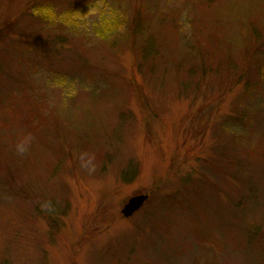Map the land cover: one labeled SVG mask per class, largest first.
Masks as SVG:
<instances>
[{
    "label": "rangeland",
    "instance_id": "374dc122",
    "mask_svg": "<svg viewBox=\"0 0 264 264\" xmlns=\"http://www.w3.org/2000/svg\"><path fill=\"white\" fill-rule=\"evenodd\" d=\"M43 1L0 0V264H264V0H102L141 24L107 41Z\"/></svg>",
    "mask_w": 264,
    "mask_h": 264
},
{
    "label": "trees",
    "instance_id": "16d2710c",
    "mask_svg": "<svg viewBox=\"0 0 264 264\" xmlns=\"http://www.w3.org/2000/svg\"><path fill=\"white\" fill-rule=\"evenodd\" d=\"M144 3H146L143 7V4L141 5L140 10L136 13L138 15H142V13L145 15L144 17L152 18L153 14L155 12V5L158 3V0H143ZM217 1L214 0H208V6L215 7L217 5ZM29 4V3H28ZM75 5H68L66 8L61 9L60 11H57L54 7H52V4L49 2V0L43 1V3H30L27 8L25 9V12H27V15L35 18L36 20H39L42 24H46L47 26H57L59 30L64 31L65 29H69L72 27H79L82 22L87 20L89 17V14L94 12V15H98V19H96L91 27V31L97 36L98 39L101 41H107L112 38L116 39L117 35L121 32V30L126 27V32H129L134 35L136 31H140L141 24L138 22L134 28L130 27V24L137 23V20H135V17H128V14L121 9V8H114L110 7L107 3L103 2L102 0H79L78 3H74ZM102 7H108L109 11L103 12ZM143 8L145 10H143ZM30 11V12H29ZM29 12V13H28ZM95 12L97 14H95ZM221 12H217L219 15L217 16L214 23V29L216 32L219 30L218 19H221ZM101 13V14H100ZM95 16V17H96ZM142 18V17H141ZM130 19V20H129ZM250 22L248 25V29L246 32L250 34V36L253 33H258L260 31V26L263 22H261L259 19H252L246 22V24ZM259 25V26H258ZM151 30V29H148ZM262 33L264 34V29H262ZM157 37V36H156ZM193 43H188L190 47L194 46V49H192L191 53L193 54L192 57H194V53H198L199 56H204L205 59H212V56L216 55V53H211L210 49L213 44L215 45H223L222 41H215L211 40L209 41L207 38V34H197V40L191 38ZM198 40H200L202 44V48L198 46ZM196 41V42H195ZM220 43V44H219ZM196 46V47H195ZM157 48L156 39L154 36H149L145 40V44L143 47H141V53L140 57L142 60L149 61L151 57L156 54L155 50ZM248 48L247 45H245V51L248 52L246 57L244 55V58L242 59V68L238 72L236 70L232 71L229 69H225V72L231 73L229 75L232 79H237L238 81H241L242 78L246 77V74L249 72V64L251 60L253 59L255 49H259V45H254V49L249 51L246 50ZM198 49V50H195ZM240 47L238 48V50ZM243 50V51H244ZM217 51H221V48L217 47ZM231 54H227L226 58L229 59ZM147 67H150L147 65ZM191 73V72H190ZM240 73V74H239ZM192 74V73H191ZM239 74V75H238ZM232 81V80H231ZM235 147L233 145L231 148ZM236 148V147H235Z\"/></svg>",
    "mask_w": 264,
    "mask_h": 264
},
{
    "label": "water",
    "instance_id": "95a60500",
    "mask_svg": "<svg viewBox=\"0 0 264 264\" xmlns=\"http://www.w3.org/2000/svg\"><path fill=\"white\" fill-rule=\"evenodd\" d=\"M146 200H147L146 195H138V196H134L131 199H129V201L124 206L121 212L123 217L124 218L131 217L144 205Z\"/></svg>",
    "mask_w": 264,
    "mask_h": 264
},
{
    "label": "clouds",
    "instance_id": "9594fccd",
    "mask_svg": "<svg viewBox=\"0 0 264 264\" xmlns=\"http://www.w3.org/2000/svg\"><path fill=\"white\" fill-rule=\"evenodd\" d=\"M21 151H24V149H21Z\"/></svg>",
    "mask_w": 264,
    "mask_h": 264
}]
</instances>
